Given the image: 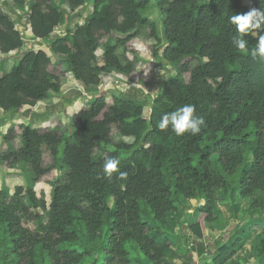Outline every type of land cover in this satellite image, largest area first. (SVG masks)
I'll list each match as a JSON object with an SVG mask.
<instances>
[{
    "label": "trees",
    "instance_id": "trees-1",
    "mask_svg": "<svg viewBox=\"0 0 264 264\" xmlns=\"http://www.w3.org/2000/svg\"><path fill=\"white\" fill-rule=\"evenodd\" d=\"M88 1L91 10L82 23L63 35L53 33ZM244 1L10 0L12 9L27 13L25 33L0 7V53L17 57L0 72L3 113L10 117L44 104L60 93L67 74L87 98L67 132L14 122L1 134L6 149L0 151V167L18 168L24 184L12 193L0 188V264H166L168 243H159L157 235L168 214L179 211L183 199H202L191 227L202 237L219 191L229 204L249 200L250 216H264V59L232 46L236 28L229 19L264 9V0ZM150 6L160 15L162 33L158 20L144 13ZM143 27L154 39L151 56L173 72L153 97L126 98L127 91L111 89L107 106V94L98 90L102 76L115 71L136 77L140 50L129 43ZM254 35L244 37L250 48ZM29 39L45 47L25 49ZM184 104L195 106L194 115L203 116L206 127L196 136L161 130L160 117ZM17 134L20 145L14 148ZM115 136L133 141L115 142ZM46 155L53 157L51 167L43 165ZM108 157L120 160L126 180L118 174L104 178ZM54 169L58 175L47 204L34 187ZM245 238L219 247L213 263L233 258ZM253 249L257 257L264 255V229Z\"/></svg>",
    "mask_w": 264,
    "mask_h": 264
},
{
    "label": "crops",
    "instance_id": "crops-1",
    "mask_svg": "<svg viewBox=\"0 0 264 264\" xmlns=\"http://www.w3.org/2000/svg\"><path fill=\"white\" fill-rule=\"evenodd\" d=\"M86 15L87 14L84 13L83 17L85 18ZM69 16H71V14ZM66 23L68 26L66 25L65 29L72 26L69 20ZM139 57L140 60L147 63V65L148 61H151V55L141 56V54H139ZM153 65L160 68L155 60L153 61ZM158 74L157 71L154 73L150 71L149 79L143 82L147 86L149 85L153 94H155L153 91H156L159 83V81H157L158 77H156ZM152 82L155 83V88L151 85L153 84ZM104 88V84L100 82L98 90L105 92V94H109L108 92L111 88ZM134 91L136 92L137 89L133 91L128 90L127 92L133 93ZM0 113H3L1 109ZM19 113H21V111ZM19 113L10 117L3 113V115L0 116V122L2 121V125H8L10 124L9 122L17 123L22 121L25 123V120L19 117ZM25 119L28 122L30 116L25 117ZM7 121L9 122L7 123ZM29 123L31 124V122ZM4 145L3 143V147ZM19 145L20 142L16 148H18ZM20 176L23 179L21 174ZM22 182L24 181H20L16 186L22 185ZM3 184L10 191V187H8L7 184L0 183L1 186ZM203 203L204 201L202 199H183L182 208L177 212L168 214L167 225L157 235V241L159 243H168L164 251V263L214 264L213 262L216 260L219 247L222 245H230L236 238L246 236L241 248L234 257L224 264H264V255L257 257L253 249V245L257 242L258 234L264 229V216H250L248 214L250 201L239 200L235 204H229L225 201L221 191H219L213 210L214 219L206 225L203 236L199 237L192 231L191 227L196 223L199 209ZM193 209H197V215H195V217V211H193ZM147 264L150 263L148 262Z\"/></svg>",
    "mask_w": 264,
    "mask_h": 264
},
{
    "label": "rangeland",
    "instance_id": "rangeland-1",
    "mask_svg": "<svg viewBox=\"0 0 264 264\" xmlns=\"http://www.w3.org/2000/svg\"><path fill=\"white\" fill-rule=\"evenodd\" d=\"M153 2H154V0H151V4ZM244 3L248 4L249 1L245 0ZM0 7L6 13H8L10 15V17L15 21L16 28L25 33L24 28H25L26 21H27L26 20L27 13H24V12L19 13V12L15 11L14 9H12L11 4H10V0H0ZM78 9L79 10H77L76 12L71 14V16H69V18H68V20L70 21V25H72V26L83 22L82 21V20H84L83 14L89 13V11L91 10V3H89V1H88L87 4H85L83 6V8L79 7ZM144 13L148 14L151 19H154L156 21L158 20V31H159V33H162L163 30L161 29V27L159 25L161 18L159 17L160 15H159L158 11L155 8H153L152 6H150V7H148V9H146L144 11ZM23 36L25 38V35H23ZM105 40H106V38L103 39V41H105ZM153 41H154V39H152L149 35V30L147 28L143 27L140 29L137 36L129 43V46L133 50L139 46L140 51L143 53L138 51L137 52L138 55L141 54V56H145V55L149 56L153 52V48L152 47L150 48V44ZM136 43L138 44V46H135ZM44 45H45L44 42H41V41L36 42L33 39H29L28 41L27 40L25 41L24 47H25V49L37 50V49L43 47ZM145 45H147L149 47V49H145ZM129 50H130V48H129ZM101 54H102V48L100 47L96 51V56H97L98 60H100ZM127 54L131 59L132 56L130 55V53H127ZM15 55H16L15 52H13V55H9V54L0 55V72L6 71L7 69H9L11 67V65L14 63L15 59L17 58ZM156 61H157L158 66L160 67L158 69H165V72L163 74L158 72L159 74L156 75V77H158L157 81H159V83H160L167 76V74L168 75L172 74L173 71L172 70L168 71V69L164 68L162 63L159 62L157 58H156ZM146 66H147V64H145V63L142 64L143 69H145ZM56 70H58V69H56ZM154 72L155 71H152V73H154ZM184 77H185V79H187V75H184ZM152 83L153 84H151V85L153 86V88H155V83L154 82H152ZM159 83H158L156 91H154L155 94L160 89ZM83 93H84L83 87L78 82H76L75 79L70 74H67L66 78L62 84V87H61L59 94L51 97L44 104H42L40 102L37 103L33 109L32 108H25L24 110L21 111V113H19V117L22 120H25V123H27V120L25 119V117L30 116L28 123L31 122L33 127L48 128V129L56 128L60 132H67L68 127L70 126V122H71L70 119L73 116V114L76 113L80 108H82L86 105L85 101L87 100V98ZM122 96L126 97V98H129V97L130 98H137V99L144 98L142 96V92L140 93V91L138 89L136 92L134 91L133 93L132 92L131 93H122ZM106 104H107V106H110L112 104L111 96L109 94L106 95ZM146 108H147V106H146ZM146 108L144 110H146ZM2 115H3V113H0V116H2ZM1 122H0V151L6 149V145H4V147H3V143L1 142V134L5 133L6 130L8 129V127L11 125V122H9V121H7V123L8 122L10 123L8 125H2ZM114 141L115 142L124 141L126 143H131L133 141V138L115 136ZM19 142H20V135L17 134V136L14 138V140H12L11 143H12L13 147L16 148L18 146ZM98 151H99V149H95L93 152V155H96L98 153ZM43 165L45 167H51L53 165V157L51 155H46L45 158L43 159ZM20 174L21 173H20L18 168L0 167V183L1 184L2 183L7 184L8 187H10V193H12L14 191V188L16 187V184H18L20 181H24L22 179V177L20 176ZM57 175H58V172L55 169L50 170L48 173H46L45 175L42 176L40 181L37 182L35 187H34L38 194L44 195V198H45L47 204L50 202V193L52 190L51 183L54 181V179ZM22 183L24 184V182H22ZM36 211L38 213H40L43 217L41 219L40 223L45 224L46 218L44 216L43 211H41L40 209H36ZM193 211H195L194 212V217H195V215H197V209H193ZM28 226L31 229H35L37 227V223L29 222Z\"/></svg>",
    "mask_w": 264,
    "mask_h": 264
},
{
    "label": "clouds",
    "instance_id": "clouds-1",
    "mask_svg": "<svg viewBox=\"0 0 264 264\" xmlns=\"http://www.w3.org/2000/svg\"><path fill=\"white\" fill-rule=\"evenodd\" d=\"M229 19L231 24L236 28V35L231 39L232 46L241 51L248 52L252 58L264 59V33L260 31L264 29V9H251L243 14H233ZM252 33L255 34L254 36H256L257 42L250 48L248 41L244 37ZM194 113V105L184 104L173 111L164 113L160 117L158 126L161 130L170 127L177 136H181L184 133H190L196 136L201 132L202 127H206V121L203 116L194 115ZM119 166L120 160L118 158H106L102 168L104 178L111 180L113 174H118L117 179L126 180L128 173L121 171Z\"/></svg>",
    "mask_w": 264,
    "mask_h": 264
},
{
    "label": "built area",
    "instance_id": "built-area-1",
    "mask_svg": "<svg viewBox=\"0 0 264 264\" xmlns=\"http://www.w3.org/2000/svg\"><path fill=\"white\" fill-rule=\"evenodd\" d=\"M72 13V12H71ZM67 23H63L58 25L53 33L57 34V35H63L65 33V27H66ZM36 42H40V39H33ZM139 49V46H138ZM140 50V49H139ZM141 52V51H140ZM9 55H13V51L8 53ZM0 55H2L0 53ZM153 57L151 56V61H148V65L146 66L145 69L142 68V64L144 63L143 61L139 60L137 61L136 64V69H137V76L135 78H129L128 76H125L121 73L115 72V71H111L108 74H105L102 76L101 82L104 84L106 89L107 87H110L111 89H117L120 92H126L128 90H130L131 88L134 89H140L142 91V93L144 94H151V96H155L152 92L151 89L149 87V85L147 86L145 83L148 79H149V72L150 71H158L159 73H164L165 69H158L156 68L155 65H153ZM151 62V64H150ZM147 64V63H145ZM166 69H170L169 66H166ZM150 114V108L149 106L146 108V110H144V117H148Z\"/></svg>",
    "mask_w": 264,
    "mask_h": 264
}]
</instances>
